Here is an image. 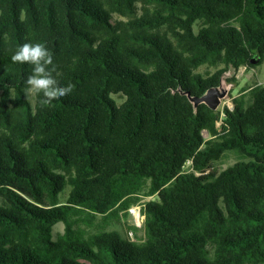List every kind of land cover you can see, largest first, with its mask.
<instances>
[{"label":"trees","instance_id":"obj_1","mask_svg":"<svg viewBox=\"0 0 264 264\" xmlns=\"http://www.w3.org/2000/svg\"><path fill=\"white\" fill-rule=\"evenodd\" d=\"M24 42L70 94L25 96ZM263 59L264 0H0V264H264V85L181 92ZM133 205V238L76 226Z\"/></svg>","mask_w":264,"mask_h":264},{"label":"rangeland","instance_id":"obj_2","mask_svg":"<svg viewBox=\"0 0 264 264\" xmlns=\"http://www.w3.org/2000/svg\"><path fill=\"white\" fill-rule=\"evenodd\" d=\"M215 70L214 67H209L206 65H201L198 68L199 72H213ZM227 81V80H226ZM236 83H230L231 88L229 90L228 95L222 100L224 101V105L232 106V98L239 95L241 92H244L245 89L253 84H263L264 85V59L252 67L245 68L244 66H241L238 69V72L236 73ZM228 82V81H227ZM221 105L219 106V108ZM234 156L231 154H228L219 164L221 167H225L229 164H231L234 161ZM68 188H66L61 194H60V200L65 201L67 197ZM149 197H143L141 201L147 200ZM138 206L139 205H133L129 207L126 216H123L121 212H119V215H112V216H102L100 214H97L93 219L84 218L83 216H80L82 219L77 220L76 226H79L80 228L84 229L87 233H92L98 230H117L121 233L122 236H129L130 238H133V232L130 231L129 226H140L142 215L139 213L138 215ZM73 218H76V215L73 216ZM85 219V220H84ZM63 230V224L61 222H58L54 225L53 233L56 235L57 233L62 232ZM142 230H138L137 234H141Z\"/></svg>","mask_w":264,"mask_h":264},{"label":"clouds","instance_id":"obj_3","mask_svg":"<svg viewBox=\"0 0 264 264\" xmlns=\"http://www.w3.org/2000/svg\"><path fill=\"white\" fill-rule=\"evenodd\" d=\"M11 61L18 64L32 65L24 83L25 96L41 97L44 104H51L53 100L63 98L73 91V85H60L54 76L53 53L43 42H24L17 46L11 55Z\"/></svg>","mask_w":264,"mask_h":264},{"label":"water","instance_id":"obj_4","mask_svg":"<svg viewBox=\"0 0 264 264\" xmlns=\"http://www.w3.org/2000/svg\"><path fill=\"white\" fill-rule=\"evenodd\" d=\"M252 63H256V59L250 60ZM229 73H222L219 77L218 83L208 86L200 95H191L187 91H181L186 94L189 101L192 103L194 109L200 103H204L210 109L216 110L222 103V100L228 95L231 88V84L226 81L229 77Z\"/></svg>","mask_w":264,"mask_h":264},{"label":"built area","instance_id":"obj_5","mask_svg":"<svg viewBox=\"0 0 264 264\" xmlns=\"http://www.w3.org/2000/svg\"><path fill=\"white\" fill-rule=\"evenodd\" d=\"M223 105H224V101H222V103H221V106H223ZM227 106H229V105H227ZM229 107H230V106H229ZM203 135H204V136L207 135L205 131H203ZM139 213H140V210H139V206H138V215H139Z\"/></svg>","mask_w":264,"mask_h":264}]
</instances>
